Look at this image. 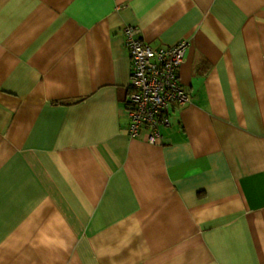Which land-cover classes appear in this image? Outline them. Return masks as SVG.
Here are the masks:
<instances>
[{
  "label": "crops",
  "instance_id": "1",
  "mask_svg": "<svg viewBox=\"0 0 264 264\" xmlns=\"http://www.w3.org/2000/svg\"><path fill=\"white\" fill-rule=\"evenodd\" d=\"M126 26L190 42L161 144ZM0 264H264V0H0Z\"/></svg>",
  "mask_w": 264,
  "mask_h": 264
},
{
  "label": "built area",
  "instance_id": "2",
  "mask_svg": "<svg viewBox=\"0 0 264 264\" xmlns=\"http://www.w3.org/2000/svg\"><path fill=\"white\" fill-rule=\"evenodd\" d=\"M123 32L131 63L126 85L128 134L131 138L144 135L151 145L161 144L163 128L169 126L166 111L189 101L181 85L180 68L186 63L190 42L155 48L137 36V27L126 26Z\"/></svg>",
  "mask_w": 264,
  "mask_h": 264
}]
</instances>
